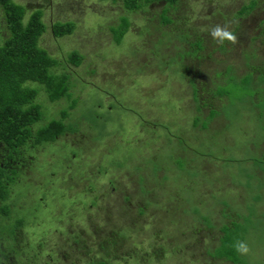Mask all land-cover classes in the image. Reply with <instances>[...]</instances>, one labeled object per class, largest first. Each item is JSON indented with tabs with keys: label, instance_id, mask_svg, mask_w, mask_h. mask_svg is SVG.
Listing matches in <instances>:
<instances>
[{
	"label": "rangeland",
	"instance_id": "obj_1",
	"mask_svg": "<svg viewBox=\"0 0 264 264\" xmlns=\"http://www.w3.org/2000/svg\"><path fill=\"white\" fill-rule=\"evenodd\" d=\"M14 1L25 16L41 10L46 27L38 44L49 54L58 59L71 50L81 54L77 65L64 63V71L76 78L69 97L46 102L41 88L36 95L45 104L44 116L59 118L63 108L62 120L78 128L58 137L53 148L35 147L36 157L21 167L19 179L27 182L12 193L22 215L36 217L20 231L21 240L38 249L33 262L230 264L210 260L205 251L238 218L243 239L234 244L249 249L236 251L241 264H264V92L237 100L239 84L220 74L225 67L238 77L248 72L260 86L255 76L264 73V0L242 15L237 10L251 0H180L179 9L168 12L174 19L168 25L158 23L160 2L125 12L118 0ZM123 14L129 27L114 42L110 27ZM56 20L72 22L73 31L54 38L49 27ZM225 24L237 43H218L210 35ZM186 28L189 40L200 36V51L215 48L195 75L179 69L174 53V46L185 47L174 33ZM188 47L193 66L200 61L191 52L194 39ZM219 86L225 94L216 96ZM84 109H95L97 128L82 115ZM65 153L62 167H53ZM45 159L53 173H47ZM59 211L67 221H57L55 230ZM230 227L232 236L239 235ZM16 259L8 256L10 264Z\"/></svg>",
	"mask_w": 264,
	"mask_h": 264
},
{
	"label": "trees",
	"instance_id": "obj_2",
	"mask_svg": "<svg viewBox=\"0 0 264 264\" xmlns=\"http://www.w3.org/2000/svg\"><path fill=\"white\" fill-rule=\"evenodd\" d=\"M98 1L114 2L117 0ZM118 1L121 2L125 12L136 11L148 3L160 2L162 5L158 23L166 25L174 21L168 12L170 10L177 11L180 3V0ZM250 2V5L247 6L243 3L236 14H246L258 5V0H251ZM184 19H186V17ZM45 27L46 25L41 20V10L39 8L32 10L25 16V10L22 5L16 3L14 0H0V264H10L8 260L9 255H11L12 258H17L16 264H40L37 261L33 262V258L36 257L38 249L30 245L28 239L25 237L21 240L24 233H20V231L31 224L36 217L29 219V217L22 215L24 214L21 209L22 205L18 200L14 199L13 195H15V193H12L15 191L18 183L27 182L19 179L22 175L21 167L23 162L31 161L30 159L36 157L33 151L35 147L48 145L53 148L52 142L58 137H61L66 132H75L78 128L75 122L69 121L65 123L62 120L65 115V110L63 108L57 112V114H60L59 118H48L44 116L45 104L38 101L36 98L39 88L44 92L46 102H55L62 97H69L71 95L70 89L75 85L73 80H76V78H72L70 71H64V63L68 61L73 65H77L81 59V54L76 50H71L66 53V57L58 59L49 54L45 48L41 47L38 41ZM128 27L129 22L127 17L123 14L119 17L118 23L110 27L113 41L119 42L124 33L127 32ZM73 28L72 22L58 20L53 21L49 27L50 33L54 38L70 34ZM158 29L160 30L161 28ZM188 30L187 28L185 30L181 29L178 33H174V38L180 42L182 41L185 45V47L174 46V48H177L174 53L179 55L177 62L180 66L179 69L181 71L187 70L189 74L195 75L197 66L202 63L201 59L205 57V54H211L215 48L212 49L210 48L211 46H209L207 51H200L203 49L204 44L200 36L195 33L193 37L195 40V47L191 52L196 55L198 57L197 59L200 61L193 64V66H189V55H187V53L190 50L188 43L193 39H188ZM186 50H188L187 53ZM228 68L229 67H225V70L220 74H222L224 80H227L229 83L234 82L237 85L239 84L237 91L236 89L234 90L236 91L234 98L237 100H244L248 99L247 97H251L257 91L260 92L261 90L262 93L264 92V73L255 76L256 80L260 83V87L257 86L258 83H255L256 81L254 80L255 78H252V74L246 72L245 75L238 77L234 75V72L231 73ZM188 77L191 78L190 75ZM221 88L223 87L219 86V90ZM97 89L99 90V88ZM219 90L216 96L225 94L223 89ZM100 91L105 93L103 89ZM75 100L76 98L71 100L69 107L74 105ZM260 100L261 99H259L257 103H255V101L251 102L257 105ZM122 105V108H128L125 104ZM94 110L95 109H84L82 115L89 118L90 121L93 122H91L92 125L97 128L94 125ZM96 117L105 121L103 120L104 117L98 115H96ZM45 119L47 120L43 122ZM113 125L115 126V124ZM106 127L107 125L104 126V128ZM74 151L71 150L73 155L76 154V151L75 153ZM66 154L67 153H65L62 158L57 159L61 161V164L53 167L56 169L61 168L62 161H65L67 157ZM245 159L250 160L251 158L246 157ZM57 160L53 161V165ZM45 161L50 167L47 173H49V171L53 173L54 170L51 169L52 164L49 165L51 162H48L47 159H45ZM169 162L173 164V167L175 166L172 158L169 159ZM154 170L155 169H153V171ZM153 171L150 169L151 173H153ZM161 178L165 179V175ZM186 185L187 184L183 187L189 189ZM91 201L95 202L94 199ZM144 201L145 203H149L148 200ZM57 216L59 219L54 220V229L59 227L57 221L60 223L62 221H67L62 218V211H59ZM41 217L43 216L41 215ZM234 219L237 220L229 223V227H222L224 235L220 234L221 236L218 238V244L215 246L216 248L214 247L212 251H205L206 256H208L210 260H225L230 264H241L242 256L236 254V246L238 244H234L233 241V239H243L242 235H240L242 231L239 229L241 222L238 218ZM50 225H52V223ZM230 225L239 230V235L232 236L233 232H231ZM60 229L61 228L58 230ZM60 232L65 234L62 230H60ZM76 236L77 234L74 232L72 236L68 237V240L76 242ZM230 244L234 245L231 250L228 249ZM29 250L31 254H28ZM39 253L42 254L44 252L41 251ZM19 255L23 257L20 261ZM82 264L105 263L102 260L97 263L93 260H88L82 262Z\"/></svg>",
	"mask_w": 264,
	"mask_h": 264
},
{
	"label": "clouds",
	"instance_id": "obj_3",
	"mask_svg": "<svg viewBox=\"0 0 264 264\" xmlns=\"http://www.w3.org/2000/svg\"><path fill=\"white\" fill-rule=\"evenodd\" d=\"M210 35L213 37V39H216L218 43H223L224 41H229L233 44L238 42V37L229 30V26L227 24L225 25H216L212 28ZM236 250L238 252L246 253L248 252V247L240 243L236 246Z\"/></svg>",
	"mask_w": 264,
	"mask_h": 264
}]
</instances>
